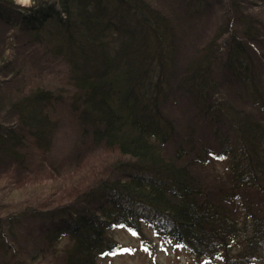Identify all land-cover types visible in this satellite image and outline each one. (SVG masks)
Wrapping results in <instances>:
<instances>
[{
  "label": "trees",
  "instance_id": "trees-1",
  "mask_svg": "<svg viewBox=\"0 0 264 264\" xmlns=\"http://www.w3.org/2000/svg\"><path fill=\"white\" fill-rule=\"evenodd\" d=\"M148 1L36 0L24 8L0 0V179L8 172L20 181L31 153L50 151L63 106L121 159L113 177L65 204L0 214V264H97L119 249L112 229L140 233L142 224L204 261L259 260L264 214L252 201L264 203V23L245 11L247 0H228L224 20L172 87L176 27ZM178 7V20L214 12L208 0ZM6 10L19 13V26ZM59 61L68 89L29 85ZM170 96L185 104L190 124L181 134L163 112ZM215 151L225 176L212 174L206 187L194 170ZM23 236L38 245L19 257Z\"/></svg>",
  "mask_w": 264,
  "mask_h": 264
},
{
  "label": "rangeland",
  "instance_id": "rangeland-1",
  "mask_svg": "<svg viewBox=\"0 0 264 264\" xmlns=\"http://www.w3.org/2000/svg\"><path fill=\"white\" fill-rule=\"evenodd\" d=\"M208 1L214 4V12L206 13L202 17L192 20H188L186 17L178 20L182 14V9L178 7L179 0L148 1L161 14L170 18L172 25L175 24L174 28L176 27L177 46L173 54L172 65L174 74L170 81L172 87L175 86L177 79L175 76L182 72L196 51L209 40L216 25L222 22V19L224 20L225 6H227L228 0ZM216 1H221L222 4L217 6ZM13 2L27 8L34 5L36 0H26L25 2L13 0ZM245 11L264 23V0H247ZM5 15L16 26L20 25L21 17L18 12L6 10ZM9 33L11 34L12 31ZM12 55L13 51L8 49L7 58L11 59ZM48 72L47 74L43 73L40 78L32 80H30L32 77L27 78V81L30 80L29 85H39L55 91L68 89L66 69L60 61L54 62ZM170 97L163 106V112L165 116L173 120L177 133L181 134L186 131L183 127L186 122L187 126L190 124L187 120L188 115L185 113V104L181 97L180 100L174 99L176 96ZM56 116L60 117L61 122L50 151L42 155L34 150L31 153L28 168L26 167L23 172H19L20 181L16 180L18 175H9L8 172L7 175L11 182H9L8 177L6 180L0 179V203L4 205L0 209L1 215L9 210L12 211V209H15L16 212L34 208L45 209L55 204H65L99 181L115 175L112 166L121 160L117 151L94 143L87 131L81 129L79 122H75L71 118L67 107L63 106V108L57 109ZM168 150H171L170 146H168ZM215 152L213 158L206 161L197 171L194 170L199 175L200 180L206 183V187L213 184L212 174L223 176L225 172L226 159L218 156V151ZM216 157L220 160H216ZM13 180L15 182L12 184ZM260 199L257 197L252 202L260 214H264V203ZM240 211L238 210V212ZM109 235L117 243L119 249L99 257L96 261L97 264H225L221 257L204 261L191 255L186 248L157 236L146 224L141 225L140 233L116 227L110 231ZM34 244L35 246L38 245L37 243L32 244L26 237H20V241L15 246L19 257L25 255L24 252H32ZM235 252L236 249H231L230 255ZM8 264L10 263L8 262ZM37 264H45V260L37 261ZM251 264H264V249L259 254V260Z\"/></svg>",
  "mask_w": 264,
  "mask_h": 264
},
{
  "label": "bare ground",
  "instance_id": "bare-ground-1",
  "mask_svg": "<svg viewBox=\"0 0 264 264\" xmlns=\"http://www.w3.org/2000/svg\"><path fill=\"white\" fill-rule=\"evenodd\" d=\"M21 1H22V2L24 1V2H25L26 0H21ZM6 57H7V56H6ZM7 59H8V58H7ZM8 60H10V59H8Z\"/></svg>",
  "mask_w": 264,
  "mask_h": 264
}]
</instances>
